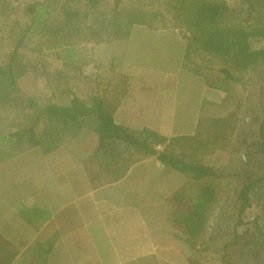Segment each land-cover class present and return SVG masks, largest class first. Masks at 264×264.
<instances>
[{
  "label": "crops",
  "instance_id": "1",
  "mask_svg": "<svg viewBox=\"0 0 264 264\" xmlns=\"http://www.w3.org/2000/svg\"><path fill=\"white\" fill-rule=\"evenodd\" d=\"M188 36L136 24L126 39L51 48L48 69L59 68L71 84L41 74L34 94L60 105L73 93L98 95L119 125L193 136L206 103L227 93L185 67ZM98 123L79 118L63 139L47 135L0 163V264H191L187 236L170 217L188 177L129 146L135 161L116 178L122 163L97 155Z\"/></svg>",
  "mask_w": 264,
  "mask_h": 264
},
{
  "label": "trees",
  "instance_id": "2",
  "mask_svg": "<svg viewBox=\"0 0 264 264\" xmlns=\"http://www.w3.org/2000/svg\"><path fill=\"white\" fill-rule=\"evenodd\" d=\"M172 17V25L189 32L185 67L202 75L197 67L191 66L192 55L207 54L225 62L221 69L223 76L205 82L227 94L232 84L240 82L236 74L259 69L264 65V0H242L244 7L236 8L228 0H162ZM104 9L99 18L89 22V15L103 5V0H66L60 7V18L52 15L51 2L38 1L25 10L22 33L6 65H0V102L4 107L13 105L25 113L20 129L11 135L0 134V163L25 150L41 144L47 135L61 140L65 127L82 117H98L96 130L101 143L97 155L105 157L109 163L123 164L116 178H120L135 159L127 154L132 146L135 152L156 155L163 164L186 174L189 185L173 194L172 222L181 227L186 234V242L191 249L206 235L211 217L220 199L219 185L226 178L216 167L198 160L188 159L183 147L186 141L195 139L204 124L199 122L198 132L193 136L168 138L158 132L145 128L131 130L115 122V108L98 95L88 100L73 93L68 105H60L50 100L27 94L19 85V78L28 71L27 65L19 60V49L31 32H45L52 36L51 46L63 48L75 44H97L126 39L136 24H144L153 29L166 27V15L161 10L119 11ZM8 4L0 5V12L6 13ZM208 136L214 144H226L237 128L232 114L207 120ZM43 125L42 132L38 130ZM261 150L264 151V120L261 125ZM5 146H10L8 149ZM163 146V149H159ZM124 162V163H123ZM240 175V173H239ZM232 176V175H231ZM240 188V216L252 207V197L259 189L262 179L255 180L252 175ZM190 205L182 210V205ZM242 222L240 219L239 223ZM191 264H201L191 260Z\"/></svg>",
  "mask_w": 264,
  "mask_h": 264
},
{
  "label": "rangeland",
  "instance_id": "3",
  "mask_svg": "<svg viewBox=\"0 0 264 264\" xmlns=\"http://www.w3.org/2000/svg\"><path fill=\"white\" fill-rule=\"evenodd\" d=\"M38 1L51 2L52 15L56 19L60 18V7L66 2V0H0V5L7 3L9 8L6 13L0 12V65L9 62L10 55L15 49L22 33L25 10L30 4ZM228 1L238 9L244 7L242 0ZM116 2L117 0H103L102 7L89 15V22L98 19L104 9L108 11L115 9ZM117 10H161L166 15V27H174L170 12L162 0H120ZM51 40L52 36L48 33L31 32L19 49L18 57L28 69L27 73L19 78V85L27 94L36 96L44 102L50 99L34 94L39 84V75L51 73L54 77L52 80L59 87H68V84H71L62 70H58L59 68H55V72L48 69L47 56L53 53ZM190 65L197 67L206 78L219 79L223 76L221 69L226 64L220 58L203 53L192 55ZM77 71L78 68L75 69V73ZM236 74L241 77V81L232 84V91L222 102L206 103L201 117L204 126L200 133L198 132L199 135L186 141L183 147L179 144L176 146L178 151L187 154L188 159L216 167L226 176L219 185L220 199L207 233L197 243L196 248L191 249V260L201 264H264V151L261 150L264 65L259 69ZM59 100L65 101L64 97ZM231 114L237 128L230 142L222 145L212 143L207 132V120ZM24 116L25 113L19 107L13 105L4 107L0 102V134L8 136L20 129L23 124L28 123ZM42 127L43 125L39 128V133L42 132ZM5 147L4 149H8L10 146ZM162 147L159 149H163ZM247 175L262 181L252 197V207L240 216L238 195ZM186 185H189V178ZM189 207L188 204L181 206L182 210ZM240 219L242 222L239 223Z\"/></svg>",
  "mask_w": 264,
  "mask_h": 264
}]
</instances>
